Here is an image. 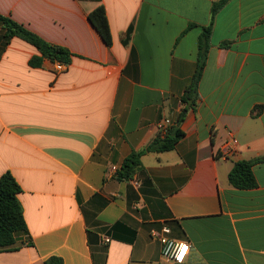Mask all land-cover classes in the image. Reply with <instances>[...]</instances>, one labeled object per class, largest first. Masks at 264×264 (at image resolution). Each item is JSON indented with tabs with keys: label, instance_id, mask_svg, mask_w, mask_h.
Instances as JSON below:
<instances>
[{
	"label": "crops",
	"instance_id": "1",
	"mask_svg": "<svg viewBox=\"0 0 264 264\" xmlns=\"http://www.w3.org/2000/svg\"><path fill=\"white\" fill-rule=\"evenodd\" d=\"M215 1L0 0L1 15L73 54L61 72L32 65L38 51L0 26V176L19 184L27 228L0 264H173L150 235L163 226L189 242L182 264H264V0L216 13L192 92ZM99 5L109 48L88 20ZM182 111L174 149L144 153L118 179ZM255 159L256 186L233 187V164Z\"/></svg>",
	"mask_w": 264,
	"mask_h": 264
},
{
	"label": "trees",
	"instance_id": "2",
	"mask_svg": "<svg viewBox=\"0 0 264 264\" xmlns=\"http://www.w3.org/2000/svg\"><path fill=\"white\" fill-rule=\"evenodd\" d=\"M230 0H217L212 3L210 9L209 25L204 27L197 42V58L195 71L192 75L188 90L195 92L200 82L205 66L206 55L209 48L211 25L216 13ZM88 20L98 32L106 46L109 48L112 43L110 28L102 5L95 7L88 14ZM0 26L4 31V38L18 37L32 45L39 53V56L31 57L29 63L39 65L42 58L52 62H59L68 65L73 54L62 46L52 45L41 37L26 29L21 24L9 17L0 14ZM184 112L179 115L177 124L171 126L165 135L159 134L141 151L132 153L122 163L116 176L120 180L130 179L139 166L140 157L146 152H165L174 149L178 140L183 136L179 129ZM260 159L236 161L228 173V182L237 189H250L256 186V180L252 172L253 165ZM21 188L10 172L0 176V249L7 250L14 244L18 234L26 233V223L23 216L22 206L17 198ZM44 264H63L61 258L51 256L44 261Z\"/></svg>",
	"mask_w": 264,
	"mask_h": 264
},
{
	"label": "built area",
	"instance_id": "3",
	"mask_svg": "<svg viewBox=\"0 0 264 264\" xmlns=\"http://www.w3.org/2000/svg\"><path fill=\"white\" fill-rule=\"evenodd\" d=\"M66 68V65L56 62L54 64V69L57 72H61ZM169 125V120H163L160 125V131L162 134L166 133L167 126ZM237 140L230 136L223 152L226 156H229L236 152L237 149ZM112 171L116 170V167L111 168ZM169 228L163 226L160 230L152 229L150 235L152 238L156 239L160 243L161 247V256L172 262L173 264H182L184 263L186 256L189 251V242L184 240H178L169 236ZM108 238H105V241H108Z\"/></svg>",
	"mask_w": 264,
	"mask_h": 264
}]
</instances>
